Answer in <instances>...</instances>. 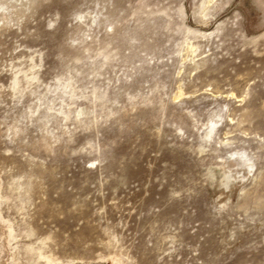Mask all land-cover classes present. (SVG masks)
<instances>
[{
	"label": "rangeland",
	"instance_id": "obj_1",
	"mask_svg": "<svg viewBox=\"0 0 264 264\" xmlns=\"http://www.w3.org/2000/svg\"><path fill=\"white\" fill-rule=\"evenodd\" d=\"M0 264H264V0H0Z\"/></svg>",
	"mask_w": 264,
	"mask_h": 264
}]
</instances>
